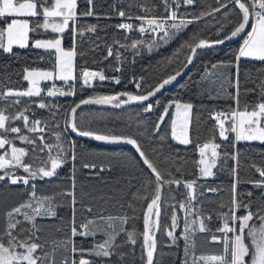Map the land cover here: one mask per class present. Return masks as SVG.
<instances>
[{"label":"snow or ice","instance_id":"6c2138e0","mask_svg":"<svg viewBox=\"0 0 264 264\" xmlns=\"http://www.w3.org/2000/svg\"><path fill=\"white\" fill-rule=\"evenodd\" d=\"M113 19L119 22L100 23ZM107 27L115 30L110 39L96 35ZM85 37L91 52L103 50L95 67L77 62ZM237 38L228 59L204 63L188 85L224 106L158 98L200 51ZM174 41L156 78L133 74L119 91L79 95L105 81L121 85L126 63ZM14 49L42 52L19 70H0V188L19 194L0 203V264H165V257L169 264H264V152L242 174L236 150L240 142L264 145V0H0V53L15 57ZM242 60L259 63L255 78L242 79ZM64 97L78 99L63 104ZM85 106H135L138 122L118 132L90 110L85 116ZM151 113L155 120L142 127ZM73 134L130 145L142 165L140 184L126 181L119 200L78 185V173L102 180L114 165L86 159ZM222 170L227 187L215 183ZM63 208L69 214L60 215Z\"/></svg>","mask_w":264,"mask_h":264},{"label":"trees","instance_id":"16d2710c","mask_svg":"<svg viewBox=\"0 0 264 264\" xmlns=\"http://www.w3.org/2000/svg\"><path fill=\"white\" fill-rule=\"evenodd\" d=\"M112 0H97V4H110ZM126 3L127 0H124ZM95 22V21H92ZM119 20L113 19L109 21L101 20L100 23L102 25H111L118 23ZM194 28L192 26L189 27L188 33L190 34ZM114 29L111 27H107L105 30L99 31L96 35L101 37L102 39H110L114 33ZM210 35V34H209ZM215 38V37H212ZM95 39V37H92ZM72 42L71 36L65 35L64 44L66 47L70 46ZM241 40L235 42V44L231 46H227L224 48L213 49L209 51H200V55L194 61V65L188 75L184 78V80L173 90L164 92L159 99L165 100L166 98L173 96H181L184 99L193 98L198 106L207 105L208 107L213 106H224V101H209L207 97L200 96L198 93H195V89L190 90L188 85L190 81L198 79V75L201 71L202 65L206 62H216L219 60L228 59L232 53L239 47ZM176 47V42L174 41L171 45L161 48L159 51H153L151 54H148L147 49L145 48L143 54L140 57L136 58V63L131 64L126 63L123 66V79L122 84L114 86L110 82L105 81L102 82V86H98L93 89H87L83 93H79L82 96L93 95L97 93H109L112 91H119L123 88L124 84H127L128 78H130L133 74L139 76L144 75L150 79L156 78L158 75L163 73V68L160 65L163 63L164 58L170 56L173 48ZM80 48L86 53L83 58L78 57L77 62L83 64L85 61L92 67L95 65L92 64L93 59H99L102 55L103 50L97 49L95 53L90 51L91 43L88 37H85L81 44ZM17 52V56L13 57L8 54L0 53V70H7L8 73H11L14 70H19L25 63H31L32 61L37 59V53L42 51L37 50H29V49H14ZM108 62L106 61L105 64ZM35 66V65H33ZM39 66L46 67L47 65L44 62H39ZM260 65L259 63L250 62L247 60H242L240 62V73L242 79H246L248 76L255 78L257 76V72ZM120 75V73H117ZM16 77L13 76V80ZM131 89L132 86L128 85ZM251 87V84H249ZM255 95L249 97V99H254ZM74 99H78V97H67L60 99V102L63 104H69ZM89 110L92 116L104 117L103 123L107 125L108 128H115L116 131H126L125 124L132 123L135 125L138 122L137 118V108L135 106L126 108L124 110L114 109V108H95V107H87L85 108V116L89 115ZM156 118L155 113L147 114L141 124V126L150 125L152 121ZM104 130V129H99ZM74 138V137H73ZM80 145V148L85 152V158L97 163H107L109 160L112 161L113 167L111 172H106L102 176L101 179L92 178L91 180L86 179L83 175L78 173V185L87 186V191L92 192L94 195H99L102 193H107L109 195H115L119 200L123 198L127 192L128 187L126 186V181L132 180L137 186L140 184L139 173L142 165H137L133 157L136 156V153L131 148L120 147L117 145H113L110 143H94L92 141L81 140L78 138H74ZM174 143V142H173ZM183 148L184 146H179ZM223 150L226 152H233L234 149L231 145L224 144ZM236 150L239 151V159L242 166V174L248 171V165L255 161L257 163L261 162V153L264 152V145L259 142H240L236 145ZM233 161L229 160L228 164L231 165ZM87 171V170H85ZM70 172V166H65L64 169L61 170V176L66 177ZM215 183L222 184L224 187H227L229 183V175L227 170H222L217 173L215 178ZM245 189L250 190L251 185H244ZM12 188H0V203L9 204L14 202L19 198L18 191H13ZM81 192H84V189H81ZM86 194V193H84ZM258 195V193H257ZM113 212L118 211V208L111 209ZM139 211V209H138ZM60 215L69 214V210L67 208H63L59 210ZM164 221L162 220V223ZM159 239H165L162 234H158ZM164 252H168L167 249H163ZM205 251H214V249H205ZM171 257H175V251L169 253ZM130 260H135V257H131ZM136 264H139V261L136 260ZM165 264H169L168 257H165Z\"/></svg>","mask_w":264,"mask_h":264},{"label":"water","instance_id":"95a60500","mask_svg":"<svg viewBox=\"0 0 264 264\" xmlns=\"http://www.w3.org/2000/svg\"><path fill=\"white\" fill-rule=\"evenodd\" d=\"M238 40H240V39L237 38V39H234L232 41H226L225 44H223V45H216V46H213L211 48H206V49H204L202 51H209V50H213V49H219V48H224V47H227V46H231V45L235 44V42L238 41ZM193 65H194V63H193ZM193 65L189 66V68L185 71V74L181 78H178V80L173 82V84H171L169 86H166V89L162 90V94L164 92H167V91H170V90H173L174 88H176L184 80V78L188 75V73L192 69ZM162 94H158V98ZM87 107H95V108H100V109L111 108L109 106H85V108H87ZM73 137L77 138V137H75L74 134H73ZM78 139L92 141V142L98 143V144L105 143V142H98V141L90 140V139H87V138H78ZM110 144L117 145V146H120V147H127V148H131L132 150H134L130 145H127V144H124V143H110Z\"/></svg>","mask_w":264,"mask_h":264},{"label":"crops","instance_id":"0c3cea01","mask_svg":"<svg viewBox=\"0 0 264 264\" xmlns=\"http://www.w3.org/2000/svg\"><path fill=\"white\" fill-rule=\"evenodd\" d=\"M37 51H42V50H37ZM253 142H255V141H253ZM12 187H15V186H12Z\"/></svg>","mask_w":264,"mask_h":264},{"label":"built area","instance_id":"2783aa9c","mask_svg":"<svg viewBox=\"0 0 264 264\" xmlns=\"http://www.w3.org/2000/svg\"><path fill=\"white\" fill-rule=\"evenodd\" d=\"M64 98H67V97H64ZM60 99H63V98H60Z\"/></svg>","mask_w":264,"mask_h":264},{"label":"rangeland","instance_id":"374dc122","mask_svg":"<svg viewBox=\"0 0 264 264\" xmlns=\"http://www.w3.org/2000/svg\"><path fill=\"white\" fill-rule=\"evenodd\" d=\"M255 142H257V141H255Z\"/></svg>","mask_w":264,"mask_h":264}]
</instances>
